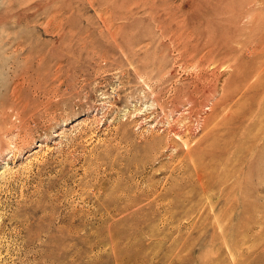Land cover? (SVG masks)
Returning a JSON list of instances; mask_svg holds the SVG:
<instances>
[{"label":"rangeland","instance_id":"374dc122","mask_svg":"<svg viewBox=\"0 0 264 264\" xmlns=\"http://www.w3.org/2000/svg\"><path fill=\"white\" fill-rule=\"evenodd\" d=\"M0 264H264V0H0Z\"/></svg>","mask_w":264,"mask_h":264}]
</instances>
